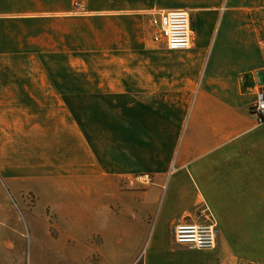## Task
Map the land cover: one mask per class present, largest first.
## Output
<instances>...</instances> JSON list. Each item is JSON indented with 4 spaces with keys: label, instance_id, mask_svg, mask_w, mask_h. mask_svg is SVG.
I'll return each instance as SVG.
<instances>
[{
    "label": "crops",
    "instance_id": "0c3cea01",
    "mask_svg": "<svg viewBox=\"0 0 264 264\" xmlns=\"http://www.w3.org/2000/svg\"><path fill=\"white\" fill-rule=\"evenodd\" d=\"M171 10L187 50L152 41ZM260 92L264 0H0V119L70 140L42 191L76 264H264ZM202 207L215 247L176 244Z\"/></svg>",
    "mask_w": 264,
    "mask_h": 264
},
{
    "label": "rangeland",
    "instance_id": "374dc122",
    "mask_svg": "<svg viewBox=\"0 0 264 264\" xmlns=\"http://www.w3.org/2000/svg\"><path fill=\"white\" fill-rule=\"evenodd\" d=\"M79 65L89 69L87 62ZM15 113L14 119H0V264H76L77 254L58 245L59 224L64 226L42 191L60 164L58 152L69 150L71 142H57L52 134L45 141H24L27 119ZM54 122L48 119V125Z\"/></svg>",
    "mask_w": 264,
    "mask_h": 264
},
{
    "label": "built area",
    "instance_id": "2783aa9c",
    "mask_svg": "<svg viewBox=\"0 0 264 264\" xmlns=\"http://www.w3.org/2000/svg\"><path fill=\"white\" fill-rule=\"evenodd\" d=\"M150 26L154 30V43L162 44L170 51L190 48L192 29L187 11L157 12L150 17ZM250 112L255 115L258 124L264 123V92L258 94ZM137 180L149 181V177L142 175ZM198 215L201 222L176 224L173 228V240L189 250L213 249L216 245V221L208 207H202Z\"/></svg>",
    "mask_w": 264,
    "mask_h": 264
}]
</instances>
